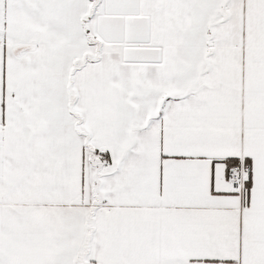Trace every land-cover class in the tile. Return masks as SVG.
<instances>
[{"label": "snow or ice", "instance_id": "1", "mask_svg": "<svg viewBox=\"0 0 264 264\" xmlns=\"http://www.w3.org/2000/svg\"><path fill=\"white\" fill-rule=\"evenodd\" d=\"M0 264H264V0H0Z\"/></svg>", "mask_w": 264, "mask_h": 264}]
</instances>
